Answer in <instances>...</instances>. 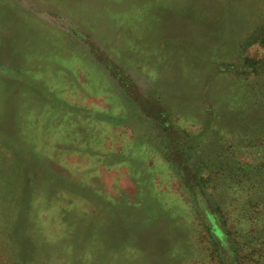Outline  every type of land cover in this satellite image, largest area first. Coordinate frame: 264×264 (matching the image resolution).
<instances>
[{"label": "rangeland", "instance_id": "1", "mask_svg": "<svg viewBox=\"0 0 264 264\" xmlns=\"http://www.w3.org/2000/svg\"><path fill=\"white\" fill-rule=\"evenodd\" d=\"M8 237L0 264H264V0H0Z\"/></svg>", "mask_w": 264, "mask_h": 264}, {"label": "trees", "instance_id": "2", "mask_svg": "<svg viewBox=\"0 0 264 264\" xmlns=\"http://www.w3.org/2000/svg\"><path fill=\"white\" fill-rule=\"evenodd\" d=\"M9 234V233H8ZM1 249H0V259L4 260L6 263L10 261V259L8 258V254L13 251V249L10 246V240L9 237L7 238V240L4 242L2 241L1 243ZM4 246H6V248H4ZM4 248V249H3ZM16 258L18 260L19 264H22L23 259H21L19 257V254H16ZM17 260H16V264H17ZM1 263V262H0Z\"/></svg>", "mask_w": 264, "mask_h": 264}]
</instances>
